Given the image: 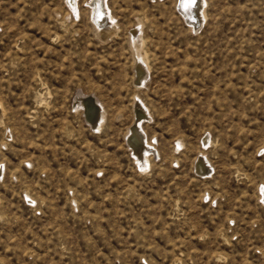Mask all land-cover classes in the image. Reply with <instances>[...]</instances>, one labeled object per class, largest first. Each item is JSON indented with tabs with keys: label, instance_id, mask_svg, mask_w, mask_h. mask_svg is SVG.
<instances>
[{
	"label": "rangeland",
	"instance_id": "374dc122",
	"mask_svg": "<svg viewBox=\"0 0 264 264\" xmlns=\"http://www.w3.org/2000/svg\"><path fill=\"white\" fill-rule=\"evenodd\" d=\"M74 1L0 0V264H264V0Z\"/></svg>",
	"mask_w": 264,
	"mask_h": 264
},
{
	"label": "bare ground",
	"instance_id": "6f19581e",
	"mask_svg": "<svg viewBox=\"0 0 264 264\" xmlns=\"http://www.w3.org/2000/svg\"><path fill=\"white\" fill-rule=\"evenodd\" d=\"M71 1L74 2V8H75V1L74 0ZM178 1H179L178 2L179 12L182 14L186 22L191 26V28L197 30V28L200 27L202 22L201 13H203L205 0H178ZM90 9L92 11L93 20L97 28H104L108 26L107 28H109V31L113 29L112 20L108 21L110 17L106 19L107 11L105 8V0H92L90 3ZM102 30L104 31L105 28ZM136 71H137L136 73L137 81L139 83H142L145 80V76H144L145 73L143 72L141 67L139 68L136 67ZM77 105L82 107L81 103H77ZM136 112L138 114V117L134 122V126L129 128L130 130L127 136V143L129 147L132 146L133 149H135L136 152H133V154L136 156L137 159L139 158L141 159L138 160V163H141L142 166L144 167V164L146 162V155L149 153L150 147L148 145L145 146V144H143L144 137H143V133L140 130V124L144 119H147V116L145 115V111L141 108H139ZM101 114L102 111L101 112L99 111V113L96 116V122L93 126L96 129L98 128L99 121L102 119ZM198 168L204 171V169H206L205 162L200 161Z\"/></svg>",
	"mask_w": 264,
	"mask_h": 264
},
{
	"label": "water",
	"instance_id": "95a60500",
	"mask_svg": "<svg viewBox=\"0 0 264 264\" xmlns=\"http://www.w3.org/2000/svg\"><path fill=\"white\" fill-rule=\"evenodd\" d=\"M77 103L82 104V110L84 112L85 120L94 126L96 122V116L99 113V106L97 105L94 97L82 96L80 93H77L74 104L76 105ZM137 117H138V114L136 112V118ZM130 148L132 149L133 152H136L132 146H130Z\"/></svg>",
	"mask_w": 264,
	"mask_h": 264
}]
</instances>
